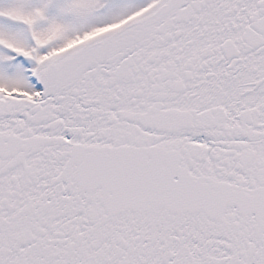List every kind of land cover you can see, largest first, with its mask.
Wrapping results in <instances>:
<instances>
[{"label": "snow or ice", "instance_id": "obj_1", "mask_svg": "<svg viewBox=\"0 0 264 264\" xmlns=\"http://www.w3.org/2000/svg\"><path fill=\"white\" fill-rule=\"evenodd\" d=\"M0 264H264V0H0Z\"/></svg>", "mask_w": 264, "mask_h": 264}]
</instances>
